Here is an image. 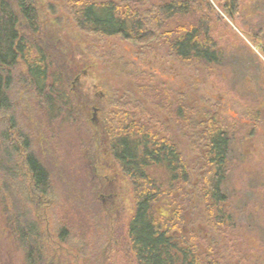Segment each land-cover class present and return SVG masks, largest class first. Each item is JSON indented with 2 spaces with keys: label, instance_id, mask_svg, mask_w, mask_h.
<instances>
[{
  "label": "trees",
  "instance_id": "16d2710c",
  "mask_svg": "<svg viewBox=\"0 0 264 264\" xmlns=\"http://www.w3.org/2000/svg\"><path fill=\"white\" fill-rule=\"evenodd\" d=\"M47 1L0 0V202L8 208L9 234L25 247L27 264H50V259L43 255L44 234L32 219L31 208L15 214V205L21 203L17 193L25 198L22 204L30 207L33 197H53L55 189L30 136L17 124L19 87L35 93L52 126L59 119L84 118L92 108L107 115L94 129L91 148L101 159L108 157L111 169L122 174L133 193L127 231L114 236L132 264H246L238 248L239 234L243 229L251 231V226L263 230L264 222L261 218V226L245 224L241 218L248 213L257 219L256 213L234 204L226 185L236 169L235 128L248 125L226 115L222 103L207 100V106L197 108L186 103L189 97L184 94L172 96L155 82L152 72H139V68L133 74L137 92L149 96L152 110L123 94L110 98L108 110V95H96L78 83L77 92L71 94L70 84L90 64L84 52L74 53L67 42L58 49L65 41L42 17ZM61 1L82 34L118 38L145 53L166 48L177 63L198 70L194 76L211 75L214 68L225 65L226 54L211 34L212 23L223 19L216 9L235 22L242 13L241 0H163L150 7V0ZM250 33L243 31L264 56V38ZM21 66L25 69L18 71ZM194 76L188 81L193 86ZM156 108L173 123L180 121L191 142V158L174 142L166 118ZM257 112L243 117L259 123ZM95 161L86 167L93 198L99 199L110 189L94 177L100 159L95 156ZM18 168L25 171L28 184L19 181Z\"/></svg>",
  "mask_w": 264,
  "mask_h": 264
},
{
  "label": "rangeland",
  "instance_id": "374dc122",
  "mask_svg": "<svg viewBox=\"0 0 264 264\" xmlns=\"http://www.w3.org/2000/svg\"><path fill=\"white\" fill-rule=\"evenodd\" d=\"M150 1L149 7L163 2ZM241 5L242 13L237 22L216 9L223 19L212 23L211 34L226 54L225 65L214 68L211 75L199 72L202 74H195L196 77L193 72L198 70L194 68L190 71V68L177 63L166 48L159 50L157 47L145 53L118 38H94L82 34L66 15L61 0H48L43 5L42 17L65 41H61L59 50L68 43L74 53L84 52L90 64L70 84L71 94L77 92L79 85L86 90L92 89L96 95H108V110L110 98H118L120 94L130 101L138 99L144 107L152 110L154 107L149 96L137 92V81L133 76L135 72L148 71L155 76V82L164 85L172 96L184 94L189 97L186 103L191 102L197 108L207 106V100L215 101L214 104L222 103L227 110L226 115L236 122L246 123L248 128L243 129L231 121L236 126L237 157L233 163L236 169L226 187L234 204L247 206L249 211L256 213L257 219L247 213L241 220L247 225L257 222L261 226V218L264 219L261 210L264 201V56L257 44L243 35V31L264 38V0H241ZM24 69L21 66L18 71ZM193 76L197 78L194 86L188 82ZM24 89L18 88L20 98L15 102L19 114L17 124L30 136L33 151L51 172L55 192L53 197H33L34 203L30 207L22 204L25 198L17 193L21 203L17 207L15 205V214L31 208L32 219L44 234L43 255L50 259V264H132V258L127 259L114 236L125 235L127 231V223L133 215V193L122 174L111 169L108 157L101 159L100 154L91 148L94 129L105 122L107 115L92 108L84 118L79 115L73 121L59 119L52 126L47 123V113L37 104L35 93L23 92ZM156 109L165 120L164 112ZM249 111L252 115L256 111L261 114L259 123L243 117ZM166 122L174 142L183 148L187 158H191V142L180 121L173 123L166 118ZM251 124L252 127H249ZM249 129L254 139L250 137ZM95 156L100 163L97 162L99 170L94 177L101 179L100 183H105L110 189V193H104L99 199L93 198L94 186L90 184L86 167L87 163L90 167L96 164ZM17 171L19 181L24 180L28 184L29 181L23 177L25 171L22 172V168ZM7 209L0 202V264H27L22 241H16L9 234L5 218ZM251 227V231L241 230L239 238L243 243L240 242L239 251L244 255L246 264H264V228ZM252 251L255 253L250 254ZM258 251L260 253L256 254Z\"/></svg>",
  "mask_w": 264,
  "mask_h": 264
},
{
  "label": "flooded vegetation",
  "instance_id": "af4514ba",
  "mask_svg": "<svg viewBox=\"0 0 264 264\" xmlns=\"http://www.w3.org/2000/svg\"><path fill=\"white\" fill-rule=\"evenodd\" d=\"M264 201L262 202V204H261V207H262V209L261 210H263L262 212H263V214H264ZM263 221H264V219H263Z\"/></svg>",
  "mask_w": 264,
  "mask_h": 264
}]
</instances>
